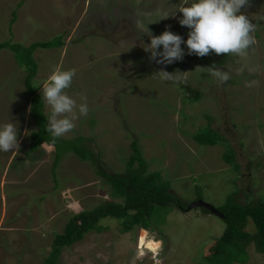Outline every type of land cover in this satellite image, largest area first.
Here are the masks:
<instances>
[{"label":"rangeland","instance_id":"374dc122","mask_svg":"<svg viewBox=\"0 0 264 264\" xmlns=\"http://www.w3.org/2000/svg\"><path fill=\"white\" fill-rule=\"evenodd\" d=\"M188 3L191 0H0V45L28 47L63 35L64 47L36 51L38 72L32 87L41 95L54 69L75 70L66 92L77 105L86 102L89 113L81 116L75 110V127L61 138L87 140L82 146L100 156L106 172L124 173L137 141L148 172L160 173L185 205L203 201L219 208L235 192L241 204L245 196L263 200L264 0H249L241 9L256 25L255 43L245 53L229 54L221 65V56L214 53L156 64L143 49L150 43L148 29L153 35L168 29L186 40L189 29L178 23L182 14L164 17ZM13 12L16 22L10 26ZM214 64L230 75L223 86L202 69ZM161 70L182 76L184 83L160 80L156 73ZM25 77L15 55L1 50L0 123H16L20 149L0 152V264H43L54 237L63 233L72 216L111 200L110 187L89 161L69 153L53 172L50 147L26 156L36 126ZM43 111L47 117L46 105ZM207 118L225 144L193 141ZM227 148L234 151L239 173L223 161ZM120 224L102 219L98 226L104 231L90 232L65 248L60 264H210L209 249L225 229L222 219L198 208L187 213L157 208L147 231L136 227L121 234ZM245 231L256 233L250 219ZM263 263L264 255L250 246L233 264Z\"/></svg>","mask_w":264,"mask_h":264},{"label":"trees","instance_id":"16d2710c","mask_svg":"<svg viewBox=\"0 0 264 264\" xmlns=\"http://www.w3.org/2000/svg\"><path fill=\"white\" fill-rule=\"evenodd\" d=\"M22 6V2L17 5V10ZM10 23L12 26L16 22V12H13ZM264 34V27H263ZM65 46L63 35L48 42L33 43L25 47L12 42L0 45L1 50L11 51L19 65L24 66L26 73L25 89L29 96L30 115L33 119L36 130L31 133V143L26 152V156L36 153L42 145L50 147L54 152V162L52 171L56 170L64 155L73 153L82 161H89L95 173L101 177L110 187V201L103 202L91 211L81 212L72 216L66 223L62 234L54 237L48 256L43 260V264H60L63 250L81 242L90 232L102 233L104 229L98 226L99 222L105 218H113L120 221V233L126 234L138 227L142 230L149 229V220L157 208H177L184 212L187 205L175 195L170 189V183L162 179L160 173L148 172V164L142 157V153L137 141L131 145L132 155L126 163V170L122 174L106 172L105 165L100 156H95L87 146H82L84 138L72 140L56 139L54 142L45 131L47 123L44 114V101L32 87L38 66L35 61V53L38 49L50 50ZM221 58L217 65H221L227 58V54H220ZM200 95L195 96L199 100ZM208 119V124L204 129L192 135V139L202 146H217L225 144V139L221 133L212 128V119ZM223 161L231 166L235 173H239L240 166L235 160L234 151L227 148L223 154ZM55 176V173H53ZM222 215L225 224L223 234L209 249V256L206 257L210 264H233L238 257L245 255L247 248L252 246L256 253L264 255V199L252 201L249 196H245L243 204L236 200V192L227 197L225 203L216 208ZM204 214L208 212L201 209ZM251 220L256 227V233L246 232L247 221ZM264 264V263H263Z\"/></svg>","mask_w":264,"mask_h":264},{"label":"clouds","instance_id":"9594fccd","mask_svg":"<svg viewBox=\"0 0 264 264\" xmlns=\"http://www.w3.org/2000/svg\"><path fill=\"white\" fill-rule=\"evenodd\" d=\"M248 3L249 0H191V3L180 5L164 17L181 13L178 23L189 29L187 39L168 29L160 35H153L148 29L150 43H144L143 49L150 53V60L159 65L182 61L185 55H241L255 43L252 33L255 32L256 25L241 12ZM182 44L185 47H182ZM202 69H207L208 75L215 80L218 87L225 85L230 79L229 73L215 64ZM75 75V70L56 68L48 77V82L42 85L41 96L49 109L44 128L53 142L74 129V120L77 118L75 110H78L81 116H87L89 113L86 102L77 105L76 100L66 92L71 87ZM156 75L165 82L177 85L184 83L182 76L164 70ZM19 149L16 123H0V152L15 150L18 153Z\"/></svg>","mask_w":264,"mask_h":264},{"label":"water","instance_id":"95a60500","mask_svg":"<svg viewBox=\"0 0 264 264\" xmlns=\"http://www.w3.org/2000/svg\"><path fill=\"white\" fill-rule=\"evenodd\" d=\"M195 208L204 209L208 212L209 215L219 217L220 219L222 218V215L218 212V210L215 207H213L212 205H209L203 201L194 202L190 205H187V207L185 209H182V210L187 213V212H189Z\"/></svg>","mask_w":264,"mask_h":264},{"label":"crops","instance_id":"0c3cea01","mask_svg":"<svg viewBox=\"0 0 264 264\" xmlns=\"http://www.w3.org/2000/svg\"><path fill=\"white\" fill-rule=\"evenodd\" d=\"M45 146H46V145H42V146L39 148V150H38L36 153H34V154H38V153L40 152V150L43 149ZM144 231H145V230H144Z\"/></svg>","mask_w":264,"mask_h":264}]
</instances>
